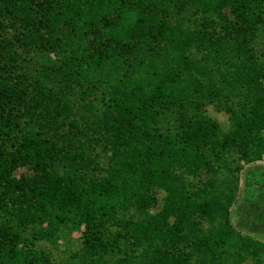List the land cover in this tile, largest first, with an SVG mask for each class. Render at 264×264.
I'll return each instance as SVG.
<instances>
[{"label":"trees","instance_id":"trees-1","mask_svg":"<svg viewBox=\"0 0 264 264\" xmlns=\"http://www.w3.org/2000/svg\"><path fill=\"white\" fill-rule=\"evenodd\" d=\"M258 161L264 0H0V264H264Z\"/></svg>","mask_w":264,"mask_h":264},{"label":"rangeland","instance_id":"rangeland-1","mask_svg":"<svg viewBox=\"0 0 264 264\" xmlns=\"http://www.w3.org/2000/svg\"><path fill=\"white\" fill-rule=\"evenodd\" d=\"M231 212L232 222L241 233L264 241V161L244 166Z\"/></svg>","mask_w":264,"mask_h":264}]
</instances>
